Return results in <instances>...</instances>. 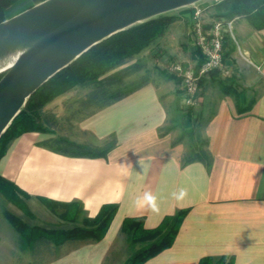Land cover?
I'll return each instance as SVG.
<instances>
[{"label": "crops", "instance_id": "1", "mask_svg": "<svg viewBox=\"0 0 264 264\" xmlns=\"http://www.w3.org/2000/svg\"><path fill=\"white\" fill-rule=\"evenodd\" d=\"M211 7L209 19L216 17L215 4ZM193 10L174 14L176 23L191 25ZM224 49L233 76L203 77L196 107L182 105V82L175 75L168 80L177 82L176 90L153 77L102 107L82 105L79 87L46 106L56 119L53 132H27L12 141L0 160V176L19 191L35 219L58 225L47 227L72 229L97 217L105 205L118 206L102 240H68L37 264L114 262L128 238L122 232L125 219L144 218L152 230L183 209L188 213L173 245L145 264H199L206 257L264 264V29L237 17ZM188 51L192 61L185 64L198 66L191 36ZM176 102L188 109V124L205 121L197 141L193 129L178 134ZM59 140L109 152L97 158L65 154L55 145ZM191 153L199 156L188 161ZM181 188L188 196L177 201L172 193ZM149 192L157 197L158 212L134 206L137 195Z\"/></svg>", "mask_w": 264, "mask_h": 264}, {"label": "trees", "instance_id": "2", "mask_svg": "<svg viewBox=\"0 0 264 264\" xmlns=\"http://www.w3.org/2000/svg\"><path fill=\"white\" fill-rule=\"evenodd\" d=\"M43 1L45 0H0V23ZM215 8L216 17L226 19L245 17L257 30L264 29V0H222L215 4ZM178 20V17L172 14H165L117 33L95 45L70 66L52 77L28 99L20 114L0 138V160L18 136L27 132L51 133L55 130L56 119L45 108L59 96L79 87L93 88L82 101V105L97 104L102 107L133 92L140 85L124 93L121 89L125 86L126 80L139 68L137 66L124 68V66L136 55L160 40L168 27ZM199 57L198 67L203 62L201 55ZM58 143L63 145L57 146L58 151L65 154L97 158L106 157L109 152V148L94 150L66 140H59L56 144ZM197 156H199L197 153H191L187 159L194 160ZM0 195L7 202L18 207L25 215L35 219L19 191L1 176ZM117 210V205H105L97 217L86 218L83 225L72 229L30 226L10 212L6 213V218L19 232L20 247L23 251L28 249L37 251L40 247L44 251H50L68 240H102ZM187 213L188 209L179 210L165 217L162 223L152 230L145 228L144 218L125 219L122 232L127 235L132 251L125 264H145L170 248ZM199 264H234V258L206 257Z\"/></svg>", "mask_w": 264, "mask_h": 264}, {"label": "water", "instance_id": "3", "mask_svg": "<svg viewBox=\"0 0 264 264\" xmlns=\"http://www.w3.org/2000/svg\"><path fill=\"white\" fill-rule=\"evenodd\" d=\"M204 0H45L0 23V138L28 99L95 45Z\"/></svg>", "mask_w": 264, "mask_h": 264}, {"label": "rangeland", "instance_id": "4", "mask_svg": "<svg viewBox=\"0 0 264 264\" xmlns=\"http://www.w3.org/2000/svg\"><path fill=\"white\" fill-rule=\"evenodd\" d=\"M220 1L222 0H204L198 5L203 9H209L213 4L219 3ZM182 13L183 12H181V10H177L170 12L169 14H175L179 16L182 15ZM169 29L170 31L168 30L166 32L167 34H165V36L160 39L157 44L155 43L151 45L143 52L136 55L124 66V68L137 66L139 69L134 71V73L126 80L125 86L121 89L122 93L141 85L153 77H155L156 81H158L160 84L167 82L168 87H171L172 91L179 88V86H177V82L172 84L169 82V75L175 74L169 72L168 68L174 62H181L185 64L192 61L191 53L188 51V44L190 42V24H187L186 22H175L169 27ZM235 45L236 51L239 53L238 45ZM177 52H180L179 54L183 55L180 58L181 60L178 59V56L176 55ZM169 88H167V90H169ZM92 90L93 88H80L77 95L84 98L87 97L88 94L92 92ZM163 91H165V89H163ZM180 106V103H175L176 110L173 121L175 122V126L178 127V134L184 137L185 133H187V131L189 132V129H193V131H191L193 135L191 136H193V139H196V133L203 132V124L205 121L199 120L196 122V124H192L193 126L188 124L189 119L187 120L186 118V112L188 109H184L183 107L180 108ZM199 139L202 142L201 139L203 138L199 137ZM55 145L60 147L63 146L59 143ZM7 212L18 216L30 226L38 225L43 227H55L58 225H52L51 223L49 225L42 219H33L28 217L18 207L7 202L0 195V264H37L38 258L47 251H44L42 247H40L37 251H32L29 249L23 251L20 247L19 232L6 218ZM119 245L120 246L116 251L117 256L115 261L107 264H122V261L131 255L132 251L128 238L125 237L124 241H121Z\"/></svg>", "mask_w": 264, "mask_h": 264}, {"label": "built area", "instance_id": "5", "mask_svg": "<svg viewBox=\"0 0 264 264\" xmlns=\"http://www.w3.org/2000/svg\"><path fill=\"white\" fill-rule=\"evenodd\" d=\"M190 36L194 46L202 57L198 67L192 64L174 62L169 72L175 74L182 82V105L196 107L203 77L216 72L221 78L233 76L225 62L224 41L227 34L233 36L234 19L215 17L209 19L206 9L194 6L191 14Z\"/></svg>", "mask_w": 264, "mask_h": 264}, {"label": "clouds", "instance_id": "6", "mask_svg": "<svg viewBox=\"0 0 264 264\" xmlns=\"http://www.w3.org/2000/svg\"><path fill=\"white\" fill-rule=\"evenodd\" d=\"M172 196L177 201H183L188 196V192L185 188H181L178 193L173 192ZM134 206L137 208L147 207L153 212L159 211L157 197L150 192L143 195H137L134 200Z\"/></svg>", "mask_w": 264, "mask_h": 264}]
</instances>
